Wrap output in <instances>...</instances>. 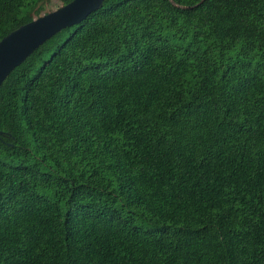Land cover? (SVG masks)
<instances>
[{
	"label": "trees",
	"instance_id": "1",
	"mask_svg": "<svg viewBox=\"0 0 264 264\" xmlns=\"http://www.w3.org/2000/svg\"><path fill=\"white\" fill-rule=\"evenodd\" d=\"M0 264H264V0H103L15 66Z\"/></svg>",
	"mask_w": 264,
	"mask_h": 264
},
{
	"label": "water",
	"instance_id": "2",
	"mask_svg": "<svg viewBox=\"0 0 264 264\" xmlns=\"http://www.w3.org/2000/svg\"><path fill=\"white\" fill-rule=\"evenodd\" d=\"M103 0H70L20 24L0 38V84L35 48L64 27L76 24Z\"/></svg>",
	"mask_w": 264,
	"mask_h": 264
},
{
	"label": "rangeland",
	"instance_id": "3",
	"mask_svg": "<svg viewBox=\"0 0 264 264\" xmlns=\"http://www.w3.org/2000/svg\"><path fill=\"white\" fill-rule=\"evenodd\" d=\"M59 5H60V2L58 0H50L48 3H46L43 11L47 12V11L53 10Z\"/></svg>",
	"mask_w": 264,
	"mask_h": 264
}]
</instances>
